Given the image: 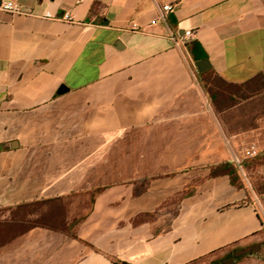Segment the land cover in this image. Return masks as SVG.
I'll return each mask as SVG.
<instances>
[{"label":"crops","instance_id":"crops-1","mask_svg":"<svg viewBox=\"0 0 264 264\" xmlns=\"http://www.w3.org/2000/svg\"><path fill=\"white\" fill-rule=\"evenodd\" d=\"M14 1L26 13L0 10V214L52 201L74 224L5 229L0 264H197L261 233L249 190L212 174L243 133L173 36L194 30L193 58L199 43L207 70L243 84L264 74V0ZM164 4L169 22L152 24Z\"/></svg>","mask_w":264,"mask_h":264},{"label":"rangeland","instance_id":"rangeland-1","mask_svg":"<svg viewBox=\"0 0 264 264\" xmlns=\"http://www.w3.org/2000/svg\"><path fill=\"white\" fill-rule=\"evenodd\" d=\"M214 79L212 78L208 82L209 86L213 87L215 85L212 83ZM200 83L203 92L210 99L214 109L220 110V116L227 124L229 131L237 134L243 133L241 137L236 136L237 141L241 140L237 142L235 153L240 154L241 150L252 141H258L262 145L261 152L256 158L245 160V172L240 171L233 163H231V166L235 170L238 184L252 194L249 202L255 203L264 217V136H261L257 131H252L254 128L264 125V86L260 92L252 95L248 91L244 92V90H234L232 88L228 95L218 96L217 98H221V101L215 104L207 87L202 82ZM233 102H235L234 106L228 108ZM262 130L264 131V126ZM246 131L248 133L244 134ZM122 141L124 143L123 157L124 159H131L132 135L124 136ZM124 169L125 174H131V167H125ZM86 206L87 203L84 200L77 201L75 209L78 214L76 216H79V212ZM56 210L57 212H55ZM64 211L58 203L53 205L52 202H48L46 204L28 205L24 209H17L11 213H2L0 214V234H3L5 229H11L14 234L24 229V227L33 225L36 221L53 223L56 219L58 220L57 225H66L72 228L74 222L67 223V216L64 215ZM5 217L8 219L4 220ZM197 264H264V229L252 240L228 248L223 252L201 260Z\"/></svg>","mask_w":264,"mask_h":264},{"label":"built area","instance_id":"built-area-1","mask_svg":"<svg viewBox=\"0 0 264 264\" xmlns=\"http://www.w3.org/2000/svg\"><path fill=\"white\" fill-rule=\"evenodd\" d=\"M175 6L173 4H164L159 8V16L155 20L152 21V24H156L158 22L168 23L170 20V15L174 12ZM0 10L14 13V14H22L26 13L23 7L14 0H0ZM45 17L54 19L56 18L51 12H46ZM69 22L74 21V17L71 13L66 12L65 15L61 18ZM137 26V25H136ZM194 30H186L183 36L176 38L173 36V40L175 44L181 51L185 62L192 67L194 63V58L188 48V45L194 40ZM262 149V145L258 141H252L241 150L240 154H235L232 160V163L235 167H237L240 171L245 172L244 162L245 160H250L256 158Z\"/></svg>","mask_w":264,"mask_h":264},{"label":"trees","instance_id":"trees-1","mask_svg":"<svg viewBox=\"0 0 264 264\" xmlns=\"http://www.w3.org/2000/svg\"><path fill=\"white\" fill-rule=\"evenodd\" d=\"M212 78H215L212 81V83L215 84V85H213L214 88L211 85L210 86L208 85V82L210 80H212ZM200 80L205 85V87H207V90L210 93L211 99L213 100V103H215V104H218V102L221 101V98H217L218 96H226V95H228L229 91L232 88L234 90L235 89L244 90V92L248 91L252 95V94L260 92V90L264 86V74H262V73L256 75L255 77H253L252 79H250L249 81H247V82H245L243 84H234V83H230V82L226 81L224 78H222L221 76L216 74L213 70L209 69V70H207V71H205L203 73H200ZM234 104H235V102H233L231 105H229L228 108L231 107V106H234ZM216 110L220 113V110H218V109H216ZM212 174L213 175L228 174L231 177L232 182L234 184H236L237 186L241 187V185L238 184V179L235 176V170L231 166L230 162L223 163L220 166H218L216 168H213ZM48 202H52V201H43V202H39V203H48ZM52 203H53V205H56L55 202H52ZM34 204H36V203H34ZM31 205H33V204H31ZM61 208H62V206H61ZM55 212H57V210ZM0 213H1V211H0ZM53 223L51 225H53V227H56L54 225L58 224V220L56 219ZM34 224L35 225H37V224L38 225H45L47 223L43 222V221L42 222L41 221H36L35 223H33V225ZM57 226H59V225H57Z\"/></svg>","mask_w":264,"mask_h":264},{"label":"water","instance_id":"water-1","mask_svg":"<svg viewBox=\"0 0 264 264\" xmlns=\"http://www.w3.org/2000/svg\"><path fill=\"white\" fill-rule=\"evenodd\" d=\"M193 55L200 72H204L210 67L207 53L201 44L198 43L193 49Z\"/></svg>","mask_w":264,"mask_h":264}]
</instances>
